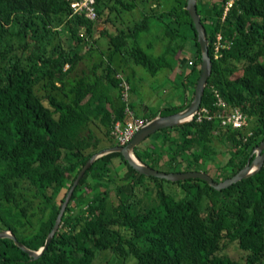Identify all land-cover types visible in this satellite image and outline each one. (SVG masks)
<instances>
[{
  "label": "trees",
  "instance_id": "trees-1",
  "mask_svg": "<svg viewBox=\"0 0 264 264\" xmlns=\"http://www.w3.org/2000/svg\"><path fill=\"white\" fill-rule=\"evenodd\" d=\"M74 1L0 0V232H12L32 251L45 245L86 162L120 145L112 126L125 121V108L148 122L178 114L192 101L200 74L202 52L187 0H172L170 6L162 0H113L129 11L143 6L145 14L129 25H119L111 0H96L98 17L107 12L108 21L114 15L108 49L98 60L92 45L82 52L98 41L93 35L98 17L75 13ZM230 1L196 0L211 60L199 109L216 110L218 97L227 113L238 109L249 119V130L222 127L216 119L197 121L194 115L135 148L137 159L154 170L195 171L194 166L213 164L226 152L228 159L210 176L220 183L252 161L264 141V0H233L225 12ZM154 24L162 33L160 53L151 52L154 43L143 44ZM219 36L227 47L215 58ZM186 47L193 52L189 72L180 73L185 102L160 115L147 114L146 107L139 113L129 96L124 99L121 72L128 60L153 76L162 69L174 72L181 61L178 51ZM87 58L91 65L76 73ZM132 79L126 75L129 92ZM117 157L122 165L113 168ZM146 184L156 188L159 203L145 205L144 193L136 195ZM231 245L246 258L232 259L226 253ZM104 253L113 264H264V164L217 191L198 179L172 182L141 175L121 152H109L80 179L42 256L34 259L13 240L0 239V264H95Z\"/></svg>",
  "mask_w": 264,
  "mask_h": 264
},
{
  "label": "rangeland",
  "instance_id": "rangeland-1",
  "mask_svg": "<svg viewBox=\"0 0 264 264\" xmlns=\"http://www.w3.org/2000/svg\"><path fill=\"white\" fill-rule=\"evenodd\" d=\"M164 3L167 4V6L171 5L172 0H162ZM113 3V0H111ZM125 2H129V0H125ZM113 6L117 8L116 11H114L115 15H117L119 22V25L132 23L136 20L141 19L142 15L145 14V10L142 5L136 7L133 10H126L122 5L114 4ZM161 6L156 5L155 8L159 9ZM108 11V10H106ZM106 13L102 14L98 17V19L95 20L94 25V31L93 35L98 38V41L95 43L89 42L83 49V53L86 52V50L89 49V47L92 45L93 50V59L98 60L102 54L103 51L106 53L109 45V34L114 32V22H112V19H114V15L111 13V17L108 21L105 20ZM112 22V23H111ZM104 28H108V30L104 33H102V30ZM83 32V30L81 31ZM161 30L156 27L154 24V27L150 33H147L144 36L143 44L144 46L148 44L149 42L154 43L153 50L151 52L154 53H160L162 51V44L160 41H158V36L161 35ZM57 40V39H56ZM58 40L54 43L57 44ZM146 48V47H145ZM147 49V48H146ZM192 49L189 47H186L182 52L178 51V59L181 60L180 64L178 63V69L176 71H168V69H162L157 75L153 76L151 75L144 67L142 66H136L132 63V61L129 59L128 62L125 65L124 72H121V75L125 78L124 82L126 81V75L129 74L131 76L132 82L131 85L133 86V91L129 92V99L132 101L134 105H136V110L141 113L144 111L143 109H146L147 114H159L162 110L166 108H173L178 105L183 104L185 101L184 94L185 91L183 90V76L180 75V73L183 75H186L189 72V65L187 66L188 62L191 60V54ZM190 58V60H189ZM88 59V60H87ZM83 60L76 73H81L83 70H86L91 65V60L87 58ZM188 59V60H187ZM240 74V73H239ZM186 98L188 99L189 96L186 94ZM143 107V109H142ZM160 115V114H159ZM213 118L217 119L215 116V113L212 114ZM192 119V118H191ZM153 136V135H152ZM151 136V137H152ZM151 138L149 140L153 141ZM148 140V141H149ZM155 142V141H153ZM228 159V154L224 152L221 155H218L216 157V160L212 163H207L201 166H194L193 169L196 172H204L207 171V174L209 176H213L215 174L216 168L215 165H222L225 163V161ZM121 157L113 158L111 165L113 168L118 167L121 164ZM159 170H166L158 168ZM110 187V186H109ZM165 188V187H164ZM111 192H110V200L112 203V206L116 205V201L114 200L115 194H114V188L111 184ZM88 191V190H87ZM166 193L172 194L174 196V193H170V188H165ZM176 196L177 198L182 197V193H180V189L176 187ZM156 188L151 184H146L144 187V190L141 189L138 192H136V195H143L142 199H144L145 205H155L159 203L158 198H156ZM66 193V191H64ZM63 197V194L60 196ZM116 199V198H115ZM226 253L235 260H242L246 258V254L243 253L236 245H231L229 249L226 251ZM111 255L109 254H101L95 264H113L114 259L111 261Z\"/></svg>",
  "mask_w": 264,
  "mask_h": 264
},
{
  "label": "water",
  "instance_id": "water-1",
  "mask_svg": "<svg viewBox=\"0 0 264 264\" xmlns=\"http://www.w3.org/2000/svg\"><path fill=\"white\" fill-rule=\"evenodd\" d=\"M191 20L192 24L194 26V29L196 31L197 36V42L200 44L201 52H202V60H201V66H200V74L199 78L196 82L194 94L192 101L190 102L189 106L183 110L182 112H179L178 114H174L167 117H161L158 116L151 120L142 130L135 133L132 140L126 144V145H118L111 148H106L100 151L99 153L93 155L83 166L81 171L79 172L76 180L74 181L63 205L60 211V214L56 220L55 226L48 235V238L46 240L45 245L40 248L38 251H32L25 247L17 238L16 236L9 231H2L0 232V239L9 238L13 240L15 245L20 248L22 251L27 253L30 257L37 259L38 257L42 256V254L48 249L49 245L51 244L55 234L60 229L62 217L65 213V210L68 206V203L70 201V198L72 197L74 190L79 183L80 179L85 174L86 170L92 165V163L98 159L99 157L103 156L104 154H107L109 152L118 151L121 152L125 161L128 162V164L133 167L139 174L145 175L147 177H155L159 179H165L172 182H178V181H185L190 179H198L201 181H204L208 186L211 188L219 191L225 188H228L229 186L239 182L240 180H243L250 175L256 173L264 164V141L255 149V157L252 161H249L248 164L244 166V168L239 171L236 175H234L232 178L227 179L220 183L213 182L212 178L202 172H196V171H190V172H181V173H164L159 172L157 170H154L145 164L141 163L137 157L135 156V148L139 146L143 141L157 133L158 131L162 129L167 128H174L178 125L184 124L189 121L180 122L183 118L190 114H195L201 103V98L203 96L204 89L207 85V80L211 73V60L209 58V42L207 39V35H205L204 28L200 22V16L197 13L196 9V0H187L186 7ZM132 156L135 157L137 161H134L132 159Z\"/></svg>",
  "mask_w": 264,
  "mask_h": 264
},
{
  "label": "built area",
  "instance_id": "built-area-1",
  "mask_svg": "<svg viewBox=\"0 0 264 264\" xmlns=\"http://www.w3.org/2000/svg\"><path fill=\"white\" fill-rule=\"evenodd\" d=\"M95 3L96 0H76L72 2L71 5L75 13H82L90 19H96L98 14ZM232 3L233 0L226 5L225 12L229 7H231ZM226 47L227 46L222 43V37L219 36L218 41L215 44V58H217L219 54L218 51ZM123 85L125 87L124 99H126L129 96L130 87L127 82H124ZM215 107L217 109L214 111H211L206 107L198 109V111L194 114L196 116V120L201 121L205 119L207 121H211L215 119L212 116V114L215 113V116L217 117L216 120L220 122L222 127H230L234 130H249V119L245 117L240 110L235 109L232 112L227 113L224 102L218 97ZM125 112L127 113L125 121H116L114 123L115 126H112V133L115 136V139L119 141L120 145L128 144L134 137L135 133L142 130L149 123L144 117L137 116L134 110L129 107L125 108Z\"/></svg>",
  "mask_w": 264,
  "mask_h": 264
},
{
  "label": "bare ground",
  "instance_id": "bare-ground-1",
  "mask_svg": "<svg viewBox=\"0 0 264 264\" xmlns=\"http://www.w3.org/2000/svg\"><path fill=\"white\" fill-rule=\"evenodd\" d=\"M192 116H193V114H190V115L186 116L185 118H183L180 122L189 121L192 118ZM132 159L134 161H137L134 156H132Z\"/></svg>",
  "mask_w": 264,
  "mask_h": 264
},
{
  "label": "flooded vegetation",
  "instance_id": "flooded-vegetation-1",
  "mask_svg": "<svg viewBox=\"0 0 264 264\" xmlns=\"http://www.w3.org/2000/svg\"><path fill=\"white\" fill-rule=\"evenodd\" d=\"M254 154H256V153H254Z\"/></svg>",
  "mask_w": 264,
  "mask_h": 264
}]
</instances>
